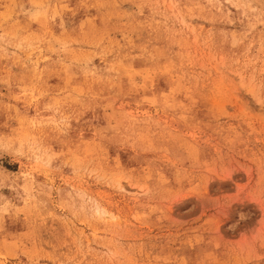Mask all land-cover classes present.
Here are the masks:
<instances>
[{"label": "rangeland", "instance_id": "374dc122", "mask_svg": "<svg viewBox=\"0 0 264 264\" xmlns=\"http://www.w3.org/2000/svg\"><path fill=\"white\" fill-rule=\"evenodd\" d=\"M0 264H264V0H0Z\"/></svg>", "mask_w": 264, "mask_h": 264}]
</instances>
